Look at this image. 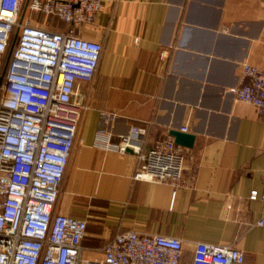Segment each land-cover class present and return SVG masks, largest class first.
Wrapping results in <instances>:
<instances>
[{
  "label": "crops",
  "instance_id": "obj_1",
  "mask_svg": "<svg viewBox=\"0 0 264 264\" xmlns=\"http://www.w3.org/2000/svg\"><path fill=\"white\" fill-rule=\"evenodd\" d=\"M104 4L93 22L75 27L104 50L94 80L77 82L89 108L56 206L87 220L80 264L102 262L106 243L127 231L180 238L182 264H192L199 242L234 246L243 264H264V204L249 199L264 186V116L234 92L243 63L264 69V0ZM135 125L148 129L143 152L171 130L196 135L185 147L182 185L136 180L137 152L95 145L101 126L118 136Z\"/></svg>",
  "mask_w": 264,
  "mask_h": 264
},
{
  "label": "built area",
  "instance_id": "obj_2",
  "mask_svg": "<svg viewBox=\"0 0 264 264\" xmlns=\"http://www.w3.org/2000/svg\"><path fill=\"white\" fill-rule=\"evenodd\" d=\"M24 3L0 0V70L9 58L0 84V264H80L87 220L58 213L56 206L89 108L87 99H78L77 82L94 80L104 50L102 41L78 35L75 27L93 22L105 4L29 0L25 10ZM35 14L47 18L44 25L34 22ZM53 18L71 27L51 29ZM234 92L264 116L263 68L243 63ZM147 133L146 126L135 125L115 136L101 126L95 145L120 154L137 152L142 163L136 180L182 185L185 147L168 136L143 152ZM249 199L264 204V186L252 189ZM184 255L178 237L127 231L106 243L102 262L88 264H182ZM245 260V252L234 246L199 242L192 264Z\"/></svg>",
  "mask_w": 264,
  "mask_h": 264
},
{
  "label": "water",
  "instance_id": "obj_3",
  "mask_svg": "<svg viewBox=\"0 0 264 264\" xmlns=\"http://www.w3.org/2000/svg\"><path fill=\"white\" fill-rule=\"evenodd\" d=\"M29 4V0H27L26 5H25V10L27 8ZM24 17V13L22 14L21 20ZM18 35V31H16L15 33V37H17ZM9 58H7L8 60ZM3 80V76L0 77V84L2 83ZM170 134L175 138V141L177 144L182 145L184 147H188V148H192L195 144V140H196V135L193 133H189L187 131H183V130H171ZM129 152H133L132 149L128 150Z\"/></svg>",
  "mask_w": 264,
  "mask_h": 264
},
{
  "label": "trees",
  "instance_id": "obj_4",
  "mask_svg": "<svg viewBox=\"0 0 264 264\" xmlns=\"http://www.w3.org/2000/svg\"><path fill=\"white\" fill-rule=\"evenodd\" d=\"M51 29H55V30H58V29H56V28H54L53 27V25L51 26H49ZM6 64H7V57L3 60V66H2V68H1V70H0V76H3V74H4V69H5V67H6Z\"/></svg>",
  "mask_w": 264,
  "mask_h": 264
},
{
  "label": "rangeland",
  "instance_id": "obj_5",
  "mask_svg": "<svg viewBox=\"0 0 264 264\" xmlns=\"http://www.w3.org/2000/svg\"><path fill=\"white\" fill-rule=\"evenodd\" d=\"M39 20H41V21H42L43 19L40 17V19H39Z\"/></svg>",
  "mask_w": 264,
  "mask_h": 264
}]
</instances>
